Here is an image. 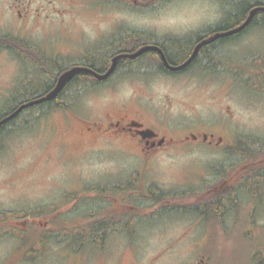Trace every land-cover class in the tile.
<instances>
[{
    "label": "rangeland",
    "instance_id": "rangeland-1",
    "mask_svg": "<svg viewBox=\"0 0 264 264\" xmlns=\"http://www.w3.org/2000/svg\"><path fill=\"white\" fill-rule=\"evenodd\" d=\"M118 1L134 2L0 0V33L12 38L21 36L17 39L41 50L45 61L62 56L70 58L68 63H71L81 61L84 52L99 46L120 25L153 31L158 36L184 35L219 23L225 9H232L231 6L224 8L217 0H169L162 13L159 8L137 10ZM145 2L146 6L150 5L149 0ZM240 38V42L234 44L236 56L242 58L245 52L264 50V29H249ZM9 40L0 38V111L9 104L22 75V64L16 53L26 55L25 48L18 49L11 43L12 49L6 50L4 47L9 45ZM85 55L88 56V52ZM257 69L252 68L254 72ZM216 74L215 77L204 74V78L203 74L190 72L180 78L153 75L146 79H117L84 94L73 110H49L30 128L9 134L0 148V214L2 210L23 207L32 210L40 201H48L55 194L56 185L75 179L86 183L119 180L128 189L134 186L139 195L137 204L144 216L154 211L150 212L152 206L147 205L151 195L159 192L166 195L163 194L162 203H156L160 205L158 208L169 211L172 207L180 212L191 210L201 186L206 190L216 183L214 173L234 181L230 162L236 154L210 147L201 140L199 143L180 142L181 146L174 148L173 139L165 148L142 153L132 147L128 139H96L93 134H85V121L98 130L93 121L104 113H114L121 103L128 109L142 105L151 112L166 114L171 121L194 123L191 130L198 123L207 133H214V140L224 136L223 147L235 145L231 140L235 135L249 134L264 140V91L253 87H250L252 91H246L248 86L233 73ZM257 74L252 80L258 77ZM125 193L123 197L130 201ZM182 214L168 213L159 220L140 222L133 237V243L137 245L135 260L147 264L150 258L154 260L159 254L155 264H164L173 254L181 253L180 259L183 257L186 263H193L196 253L181 238L188 227L199 228V225L191 216ZM251 215L257 219L256 226L264 227L262 203ZM31 232L36 234L34 225ZM123 237H112L107 241L110 250L103 255L110 264L114 258L110 256L121 254L122 251L117 254L116 251L122 244H127ZM17 242L10 234L0 235V260ZM202 246L201 242L197 250L201 251ZM228 248L234 251L229 264H256L255 260L254 263L249 261L246 253L249 249H261V257L264 256V229L243 235L235 230ZM90 253L92 258L100 255L95 250ZM127 253L125 251L121 256ZM63 259L66 257L59 255L57 264H67ZM0 264L7 263L0 261Z\"/></svg>",
    "mask_w": 264,
    "mask_h": 264
},
{
    "label": "flooded vegetation",
    "instance_id": "flooded-vegetation-1",
    "mask_svg": "<svg viewBox=\"0 0 264 264\" xmlns=\"http://www.w3.org/2000/svg\"><path fill=\"white\" fill-rule=\"evenodd\" d=\"M217 2L220 1L217 0ZM0 38L12 37L0 33ZM13 38L22 37L13 36ZM116 39L107 38L100 43L101 48L93 46L94 49L86 52H93L96 47L101 52L110 48L114 49L113 53L116 50H122L115 52L110 57L112 59L116 55L132 53L144 46L154 47L146 49L134 59L122 58L134 60L131 67H115L110 76L104 80L92 77L98 82L94 89L107 86L117 79L125 77L146 79L149 76L157 75L163 78H180L190 72H198L203 74L202 78H204V74H214L211 76L215 77L216 73L226 71L242 79L244 85L248 86L246 91H252L250 87L257 91H264V50L261 49L260 53L245 52L242 58L236 56L234 44L236 42L238 44L241 38H214L209 42L202 43L198 47L196 55L200 48L209 46L210 49H206L202 56L208 55L211 60L200 61L195 55L187 65L181 68L179 66L191 56L196 45L207 38H195L191 52L174 62L168 60L167 52L163 47H167V44L171 42L170 38H155V40L151 38L149 41L140 42L142 44L140 46L137 44L135 47L131 40L124 43L125 47L129 46L126 49L125 47L119 48L123 43L115 41ZM4 48L10 50L8 47ZM158 49L162 52L168 66L165 65ZM86 52L80 59L88 57L85 55ZM16 58L18 59L17 56ZM69 59L61 56L47 60V62L59 63L63 68L71 65L64 68L62 72L73 66L91 68L78 64L79 61L68 63ZM257 60H260L261 63ZM110 63L111 60L109 65ZM109 65L101 71L91 69L98 73H104ZM252 68L259 69L254 72ZM21 70L24 75V68L21 67ZM256 74L258 77L252 80ZM22 75L18 79L16 88L21 84ZM137 96L139 95L136 94ZM138 103L140 104L139 101ZM77 105L76 102L71 109L73 110ZM137 107L128 109L121 103L114 113H104L103 116L93 121L98 126V130L93 128L91 122L85 121L84 133L93 134L96 139H128L132 142V147L142 153L165 148L173 139L174 148H179L180 142L199 143L198 140H201L202 143H207L210 147L226 150L236 155H244L242 163L240 160L238 161V157L235 158L236 162H230V167H233L231 176L234 181H231V176L228 180L224 179V176L220 177L214 173L217 176L216 183L206 190H203V186H201L200 191L195 194L192 209L181 211L186 213L188 218L191 216L195 219V224L199 225V228L188 227L181 238V240H186V245H189L196 253V259L191 264H229L231 258L234 257V251L228 248L233 232L237 230L243 235L264 229V227L256 226L257 219L251 215L260 207L261 203L264 205V140L249 134L235 135L231 138L235 145L229 148L223 147L224 136H217L214 140V133H207L208 131L204 130L202 125L200 127L198 123H195L196 128L191 130L194 123L185 124L181 120L171 121L166 114L151 112L142 105ZM253 154L256 157L259 155V157L254 158ZM236 182L237 187H235ZM56 189L55 194L48 201H40L32 210L27 211V208L23 207L1 211L0 235L10 234L18 242L14 248H11L12 250L9 249L10 253H7L0 261L3 263L5 261L7 264H57L59 255H61L66 257L63 259V263L67 264H110L103 255L105 251L110 250V244H107V241L112 237L124 236L127 244H122L121 248L116 251V254L122 251L121 254L110 256L114 257L111 261L113 264H140L135 260L137 245L133 243V237L140 222L148 219L159 220L168 213L183 215L172 207L169 211L158 208L157 206L160 205H156V203L162 199L164 193L154 194L151 192L153 194L149 198L150 204L147 206H152L150 212L154 211L150 215L144 216L138 207L139 195L134 186L128 189L119 180H98L86 183L81 179H75V181L70 180L64 185H56ZM124 191L130 201L123 197ZM224 202L227 204L225 205ZM220 203H223L222 209L216 210ZM235 204H239V206L241 204L239 212H236ZM33 225L36 227V234L31 232ZM96 235L97 237L94 238ZM197 235L201 236L197 237ZM201 242L203 246L200 251L197 250V247ZM123 246L125 247L123 248ZM91 250L100 252V255L92 258ZM125 251L129 253L122 257L121 255ZM166 251H168L167 248L163 252L166 253ZM173 251L168 253L167 258ZM165 253H163L164 256ZM180 254H173V257L166 260L164 264H190L186 263L183 257L180 259ZM246 254L251 263H254L255 260L256 264H264L261 249L258 251L249 249ZM126 257L128 258L123 263ZM158 257L159 254L154 260L150 258L147 264H155Z\"/></svg>",
    "mask_w": 264,
    "mask_h": 264
},
{
    "label": "trees",
    "instance_id": "trees-1",
    "mask_svg": "<svg viewBox=\"0 0 264 264\" xmlns=\"http://www.w3.org/2000/svg\"><path fill=\"white\" fill-rule=\"evenodd\" d=\"M134 2L128 4L127 2L118 1L121 4H127L129 7L137 10L142 9H152L150 7L156 8L154 5L146 6V0H133ZM169 1V0H168ZM222 6L227 7L231 6L232 9H225V13L219 23L210 25L207 27L200 28L195 31H191L190 33L184 35H163L158 36L153 31H145L138 28L127 27L125 25H120L116 28V30L111 33L107 38H117L115 41H119V43H123L119 48L125 47L124 43L132 40L134 47L139 44L149 41L151 38L155 40V38H170L171 42L166 46H163L167 52L168 60L170 62L176 61L178 58L185 56L188 52L190 53L192 50L193 43L195 38H206L213 35L219 31H225L232 29L238 25H240L245 18L247 17L249 11L257 6L254 0H219ZM126 5V6H127ZM145 5V6H144ZM264 29V12L256 11L248 24L245 26L243 30L238 33H235L231 36L220 37V38H240L241 35L247 32L249 29ZM174 38V39H172ZM10 43L13 47L18 49L25 48L26 56L20 53H16L18 60L21 62L22 67L25 70L24 76L21 80V84L15 89L12 95L10 96V102L7 104L5 108L0 111V120L1 118L10 115L13 113L19 106L23 103L35 100L38 97L45 95L55 84L57 77L63 71L64 68H68L71 65L66 67H62L59 63H49L44 60L45 54L38 50L34 45H30L29 43H25L23 40L17 38H10L9 45L7 46L9 49ZM101 44L98 46L100 47ZM129 47V46H127ZM125 47V49L127 48ZM206 49H210L209 46L202 47L199 49L196 58L200 59V61H210L211 57L208 55H203V52ZM112 48L109 50L105 49V52H101L100 50L95 49L94 53L88 52V57L79 61L78 64L86 65L94 70L101 71L105 69L111 60V56L114 55L115 52H119L122 50H116L113 53ZM134 59V58H133ZM134 60H125L118 59L116 63V67H131V63ZM59 62V61H58ZM62 69V70H61ZM61 70V71H60ZM98 82L92 79L88 73L78 72L75 73L71 80L66 82L63 88L58 92V94L49 101H45L42 103L31 105L19 113H17L12 119L0 125V148L3 143V140L9 134L18 131L30 128L35 122H37L40 118H42L49 110L59 109V110H69L73 107V105L77 102V100L82 97L84 94L91 91L95 88V84ZM243 147V146H242ZM256 154V152H254ZM253 154V155H254ZM256 156V155H254ZM238 157V161L242 160L244 155L239 154L232 158L231 162H236L235 158ZM242 162V161H241ZM226 205L227 202H224ZM220 205V206H219ZM216 208V210H221L223 203H220ZM236 210L239 209V204H235ZM63 237V236H60ZM78 237V236H77ZM94 236V238H96ZM80 238V237H78Z\"/></svg>",
    "mask_w": 264,
    "mask_h": 264
},
{
    "label": "water",
    "instance_id": "water-1",
    "mask_svg": "<svg viewBox=\"0 0 264 264\" xmlns=\"http://www.w3.org/2000/svg\"><path fill=\"white\" fill-rule=\"evenodd\" d=\"M256 7H253L249 11L247 17L245 18V20L240 25H238V26H236V27H234L232 29H229V30L216 32L213 35H211L209 37H206L207 39H204L203 41L198 43L196 45V47L194 48V51L191 54V56L182 65H180L179 68L184 67L185 65H187L194 58V56L196 55L198 47L202 43L209 42V41H211L214 38L231 36V35H233L235 33L240 32L241 30H243L245 28V26L248 24V22L251 19L252 15L256 12V10H255ZM151 47H154V46H144V47H142V48H140V49H138V50H136V51H134L132 53L119 54V55L114 56L111 59V63L109 65L108 69L104 73H98V72L92 70L91 68L82 67V66H73L70 69L65 70L64 72H62L57 77L54 86L45 95H43V96H41V97H39V98H37L35 100L26 102V103L22 104L21 106H19L13 113H11L10 115H8V116L4 117L3 119H1L0 120V125H2L6 121L12 119L17 113H19L20 111H22L23 109H25V108H27L29 106L34 105V104H38V103H42V102H45V101H49L52 98H54L58 94V92L63 88L64 84L71 80L72 76L75 73L85 72V73H88V74L92 75L94 78H96L98 80L106 79L114 71L118 59H120V58H128V59L135 58V57L139 56L140 54H142L146 49L151 48ZM159 52H160V54L162 56V59H163L165 65L168 66V64H167L162 52L160 50H159Z\"/></svg>",
    "mask_w": 264,
    "mask_h": 264
},
{
    "label": "snow or ice",
    "instance_id": "snow-or-ice-1",
    "mask_svg": "<svg viewBox=\"0 0 264 264\" xmlns=\"http://www.w3.org/2000/svg\"><path fill=\"white\" fill-rule=\"evenodd\" d=\"M167 2L168 0H149L150 5H154L156 8L161 9L162 13ZM254 2L257 5L255 10L264 12V0H254Z\"/></svg>",
    "mask_w": 264,
    "mask_h": 264
}]
</instances>
